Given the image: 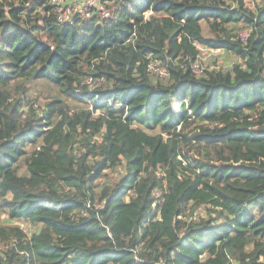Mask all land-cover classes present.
I'll list each match as a JSON object with an SVG mask.
<instances>
[{"label":"trees","instance_id":"trees-1","mask_svg":"<svg viewBox=\"0 0 264 264\" xmlns=\"http://www.w3.org/2000/svg\"><path fill=\"white\" fill-rule=\"evenodd\" d=\"M232 1L116 0L61 24L50 0H0L7 264H264V0ZM200 45L241 60L197 74ZM39 79L58 93L43 114L25 102Z\"/></svg>","mask_w":264,"mask_h":264},{"label":"rangeland","instance_id":"rangeland-1","mask_svg":"<svg viewBox=\"0 0 264 264\" xmlns=\"http://www.w3.org/2000/svg\"><path fill=\"white\" fill-rule=\"evenodd\" d=\"M73 1V0H69ZM81 1V0H75ZM261 0H247V5L250 8H255L256 4ZM230 4H236L235 1L227 0ZM116 0H111V3L108 4H115ZM114 6V5H113ZM151 14H147L146 17L148 18ZM233 32H238L244 30L245 26L242 22L234 23L231 25ZM243 28V29H242ZM240 31V32H241ZM201 53L200 59L202 63L201 71L199 74L205 72V70H212V69H227L232 67V65L240 61L236 56L231 55L229 53H225L223 50H212L211 48L205 47L200 45ZM155 72L150 73L153 77L154 81L159 80ZM167 77H162L160 79H166ZM84 84L91 88L100 86L101 82L96 81L91 77L86 78ZM29 92L25 95V102L33 107V109L38 112L39 114H43L46 108V101L50 98H56L55 96L58 94L57 89L49 83L47 79H39L32 83H28ZM65 102H67L70 106H81L82 103H79L76 100L65 98ZM27 109V107H26ZM160 175L163 176L161 171H159ZM114 176H117V172H109V175L105 179H110ZM104 179V180H105ZM202 208L196 212V216L200 215ZM2 223L5 225L15 224L19 225L27 234L28 237H31L34 233L39 231V225H34L28 221H17V220H10L7 215H2ZM5 253L0 248V264H7L5 262Z\"/></svg>","mask_w":264,"mask_h":264},{"label":"built area","instance_id":"built-area-1","mask_svg":"<svg viewBox=\"0 0 264 264\" xmlns=\"http://www.w3.org/2000/svg\"><path fill=\"white\" fill-rule=\"evenodd\" d=\"M108 2L111 3V0H50V3L56 10L57 22L61 24H73L77 19L86 20L94 16L98 17L100 21L111 20L116 15V8L115 6L108 4ZM145 14H152V10H148ZM252 30V27H248L241 31V39L246 41L250 37ZM212 50L220 51V49ZM201 67L202 63L199 55L197 59L192 62L191 68L195 73L199 74ZM148 70L151 73L155 72L154 74L160 77H167L169 75L168 67L157 58L150 61ZM262 74L264 75V71Z\"/></svg>","mask_w":264,"mask_h":264}]
</instances>
